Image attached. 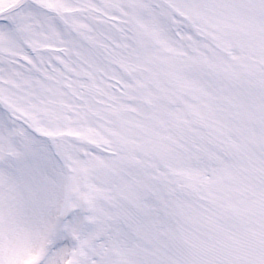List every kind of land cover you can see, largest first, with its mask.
Listing matches in <instances>:
<instances>
[{"label": "snow or ice", "instance_id": "snow-or-ice-1", "mask_svg": "<svg viewBox=\"0 0 264 264\" xmlns=\"http://www.w3.org/2000/svg\"><path fill=\"white\" fill-rule=\"evenodd\" d=\"M0 264H264V0H0Z\"/></svg>", "mask_w": 264, "mask_h": 264}]
</instances>
